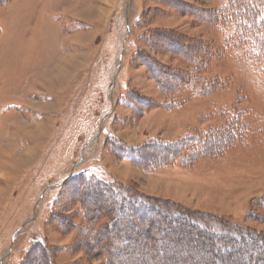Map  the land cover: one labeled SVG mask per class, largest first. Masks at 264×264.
<instances>
[{
  "label": "rangeland",
  "instance_id": "374dc122",
  "mask_svg": "<svg viewBox=\"0 0 264 264\" xmlns=\"http://www.w3.org/2000/svg\"><path fill=\"white\" fill-rule=\"evenodd\" d=\"M227 1L0 4V264H264V38L247 21L212 23ZM175 69L196 91H168ZM235 110L249 127L220 154L166 144ZM79 175L90 182L74 202ZM95 182L156 199L161 214L132 215ZM113 208L134 224L103 236ZM203 229L247 237L222 254ZM111 238L122 252L103 249Z\"/></svg>",
  "mask_w": 264,
  "mask_h": 264
},
{
  "label": "trees",
  "instance_id": "16d2710c",
  "mask_svg": "<svg viewBox=\"0 0 264 264\" xmlns=\"http://www.w3.org/2000/svg\"><path fill=\"white\" fill-rule=\"evenodd\" d=\"M6 2H7V0H0V4H4ZM226 6L227 7H223L221 10L218 9L217 13H216V11H213L216 14L214 15V17L211 21L212 23L218 24V22L222 23L224 20L234 21L238 24L240 23L241 27L243 29L244 24H246V21H247V23H250L247 26V31H249V30L250 31H258L256 33H261L260 36L262 38H264V26H263L264 25V0H228ZM225 9H228L227 12H225ZM260 15H262V19L260 21H257V19ZM255 20L257 21L256 23L254 22ZM242 35H243V33H242ZM233 36H234L236 41L233 39L231 41L233 42V44H236V42H239V39H238V37L236 38V34L232 35V37ZM237 39H238V41H237ZM186 46H188V43ZM185 48H186L185 50H187V47H185ZM173 73L175 75H171L170 80H172V81L169 82L171 84L173 83V86L171 85L172 88L169 89L168 91L172 92V91L176 90V88H178L180 86V84H184L188 88H190L191 90L196 91V83H191L192 79H189L187 77V75L181 76V71H179L177 69H175L173 71ZM157 80H158L159 84L161 85V81L159 79H157ZM161 87L163 88L162 85H161ZM243 119L244 118L242 117L241 110H235L233 115L222 123V126L213 127V128L208 129V130L204 129V130H201V132H198L197 135H192V134L186 135L182 139H178L175 141H168V143H166V144H171L170 145L171 147H175V146L179 145L180 146V150L178 153L179 155L181 152L184 153L183 151L187 147H189L190 145L194 146V148L192 149V152L193 151H197V152L203 151L202 153H205V154H208V153L209 154H220L221 152H223V150H225L226 147L229 146V144H232L233 142H235L236 140L239 139V138H237V136L239 134H240L239 136H241V132H242L241 130L244 131L245 129H248V127H249L248 123L242 122ZM240 141H242V139H240ZM183 144H185V146ZM196 144H198V145H196ZM202 144H206V145L210 144V146H208L209 149L207 147L200 146ZM167 147H168V145L165 146V144H164V147H162V148L167 149ZM162 148H161V150H163ZM175 158H177V157H175ZM74 179L77 180L76 183L78 184L77 186H73V188H72L73 190H72L71 196L74 198V199H72V201L75 202V201H79L77 199V197L79 196V192L81 191L80 188L82 187V185H84L83 182L84 181L90 182V179L84 178L83 175H79V176L70 177L69 179H67V182L71 183L72 181H75ZM72 183H75V182H72ZM79 184H82V185H79ZM87 185H93L92 186L93 188H96V186L97 187L98 186L99 187L100 186L108 187L109 185L112 186V184H110V183L105 184V185H99V183H98V185H97L96 182L95 183H87ZM84 189H86V188H84ZM111 190H114V193L117 194L118 196L119 195L123 196V206L121 208L122 209H124L125 207H127V208L129 207L128 209L131 208L132 209V213H131L132 215L142 214L141 217L143 218V214L148 213V211L150 212V210H155L156 214H158V215L161 214L160 213L161 210H159V208L156 206V204L153 203V202L157 201L156 199H151L149 197L142 196V195L141 196H139V195L133 196V195H131L133 193L132 189L128 188L126 190H122V188H120L117 185H115V186L113 185ZM89 191H94V190L93 189H86L85 194H88ZM110 192L111 191L108 188V190L104 193L108 194ZM122 192H125L126 194L124 195ZM111 193H113V192H111ZM111 211H112V214L114 215V218L108 224V226L104 229L103 236H106V235L108 236L109 232L112 234H118L121 232H125V230L128 228V226L134 224V220L132 219L131 216L122 217V216H119V213H117V212H116L117 214H114L115 208H113ZM110 214H111V212H110ZM157 218H158L157 215L154 217H151V219H154V220H157ZM173 218H175V220H174V224H176L175 227L181 228L182 226L188 224L186 220H181V219L179 220L178 217H176V215ZM163 219H164V217H162L161 220H163ZM188 226H190V224H188ZM145 230H147V234L151 236V237L149 236L150 238L147 240L150 243L149 247H150V249H154L155 246L158 244L156 242L157 235L155 234V232L154 233L152 231L148 232L149 231L148 228H146ZM192 231L194 232L196 230L192 229ZM201 233L203 235H202V239L200 242L209 241L211 243V245L216 248V251L220 250L222 252V254L226 253L228 255L238 252L239 247H240L238 244H241V245L244 244V239L247 237V235H245L246 237L244 236L243 232L216 233V232L210 231L209 229H203ZM135 234H137V233L135 232ZM111 240H112V238L107 239V242L105 245H104V243L101 244L103 249L108 251V253H112V255H114L116 253V251L122 252L124 249V244L123 243L122 244L112 243ZM43 241L44 240H39L38 244H40L39 242H43ZM134 241H137V240L134 239ZM165 241L168 242L169 240H167L165 238ZM43 246H44V248L42 249V251H43L42 262H45V260L49 259V261L51 263L53 254L49 253L48 250L46 251L48 246H45V244ZM77 247H79L78 244H77ZM133 250H131V251H133ZM150 252L155 255L157 253V250H152ZM260 253L264 254V248Z\"/></svg>",
  "mask_w": 264,
  "mask_h": 264
}]
</instances>
